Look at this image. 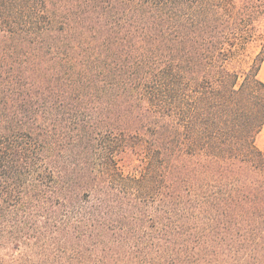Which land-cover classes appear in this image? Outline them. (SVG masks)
<instances>
[{
	"label": "trees",
	"instance_id": "obj_1",
	"mask_svg": "<svg viewBox=\"0 0 264 264\" xmlns=\"http://www.w3.org/2000/svg\"><path fill=\"white\" fill-rule=\"evenodd\" d=\"M263 63L264 0H0V264H264Z\"/></svg>",
	"mask_w": 264,
	"mask_h": 264
},
{
	"label": "rangeland",
	"instance_id": "obj_2",
	"mask_svg": "<svg viewBox=\"0 0 264 264\" xmlns=\"http://www.w3.org/2000/svg\"><path fill=\"white\" fill-rule=\"evenodd\" d=\"M258 50L259 49L255 44L251 45L246 51L231 60L229 66L237 71L246 70L258 53ZM260 79L264 81V63L260 72ZM257 145L264 152V130L258 137ZM4 260L9 261V257L5 256Z\"/></svg>",
	"mask_w": 264,
	"mask_h": 264
}]
</instances>
